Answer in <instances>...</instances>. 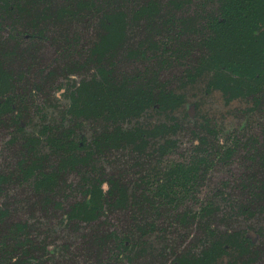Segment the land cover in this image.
I'll use <instances>...</instances> for the list:
<instances>
[{
	"label": "trees",
	"instance_id": "obj_1",
	"mask_svg": "<svg viewBox=\"0 0 264 264\" xmlns=\"http://www.w3.org/2000/svg\"><path fill=\"white\" fill-rule=\"evenodd\" d=\"M192 5L202 12L192 15ZM6 29L9 36H0V131L7 132L9 145L18 142L22 148L17 167L0 170V196L5 198L6 186L16 181L51 195L61 183L59 174L76 169L82 180L75 187L81 196L63 218L68 225H93L95 231L84 239L98 252L95 264H134L146 257L142 245L153 249L151 240L164 230L162 222L203 233L169 264H216L217 258L232 252L247 258L242 264L261 258L264 245L255 244V234L220 230L215 213L221 210L218 197L249 217L264 212V136L247 138L234 131L224 139L217 123L207 118L191 123V110L181 114L182 121L178 114L187 106L188 83L201 79L227 102L251 100L247 111L263 113L264 0H0V30ZM231 33L241 39L242 60L208 50V42ZM47 42L61 51V60L65 57L61 64L44 65L37 59L40 55L35 56ZM88 67L96 70L89 80L72 81L66 88L64 83L46 87L56 81L57 70L72 73ZM177 67L182 69L175 78L179 87L163 76ZM103 83L114 84L105 100L115 114L121 111L129 117L131 106L147 105L138 111L135 124L124 126L119 120L103 125L89 140L63 130V122L58 126L41 120L47 107H39V95L49 103L67 96L69 111L93 99L101 88L96 86ZM32 120L40 129L29 133ZM241 154L260 172L221 181L213 189L217 201L199 198L200 188L218 170L233 165L238 155L243 158ZM57 156V167L49 171L47 162ZM103 156L117 168L95 166ZM144 162L147 168L137 170ZM50 201L46 196L41 203ZM7 206H0V264H45L51 254L49 241L31 234L27 223L7 225ZM115 214L123 215L130 226L121 230L112 224ZM73 245L69 240L61 248L70 251ZM145 262L135 263L149 264Z\"/></svg>",
	"mask_w": 264,
	"mask_h": 264
},
{
	"label": "rangeland",
	"instance_id": "obj_2",
	"mask_svg": "<svg viewBox=\"0 0 264 264\" xmlns=\"http://www.w3.org/2000/svg\"><path fill=\"white\" fill-rule=\"evenodd\" d=\"M198 11L202 12V7L198 5H192L189 9V12L192 15H196L194 12ZM9 34V29H6L5 31L0 30V36H4L3 39H6L5 37H8ZM240 42L241 39L236 33H231L224 36L221 35L218 38L208 42V50L214 54H223L225 56L229 54L231 57L242 60L243 56L239 51ZM60 54L61 51L56 49L54 45L47 42L42 45V49L38 51L35 56L40 55L37 57V59L40 58L44 65H50L52 62L55 65H59L65 60L64 56H62V60L60 59ZM36 69V72H38V68ZM131 69L132 67L127 65V70L129 72L132 71ZM181 71L182 69L179 67L167 69L163 76L167 80L174 81L176 87H179L181 82L176 81L175 78L180 77ZM68 74H70L69 77H67ZM92 74H96L94 67H88L87 69L83 68L73 71L72 73L57 70L55 73L56 81H48L50 83H48L46 87L49 88L58 86L59 84L62 85L64 83L66 88L70 83H72V81L79 82L85 79H91L93 77ZM243 74L245 77L253 76L244 72ZM30 76V78H32L33 75ZM35 81H38V78H36ZM113 85L114 84L109 86V84L103 83L100 86H96V88H101L95 91L93 99H88L85 102L77 103L75 107H72V109L69 111L68 109L71 107L69 103L71 102L67 96L64 97L61 94L58 101L49 103L42 97L44 94H41L39 95L41 100L36 98L40 104L38 105L39 107H42L45 104V107H47L44 109L47 113L45 114L46 117H43L41 120L44 122H53L58 126L62 125L61 123L63 122L65 126L64 128L61 127L63 130L68 128L70 131H74V134H83L89 140L94 139L97 134H100L103 125L115 124V122H118L119 120L120 122L124 123V126L130 123L135 124L136 120L134 119L138 118L136 117L139 114L138 111L141 109L144 110L147 105L142 102L139 105L135 104L131 106L129 110L130 118L122 116L123 113H121V111L115 114L113 109L108 108L106 105L107 100H105L107 96L109 99V93L114 89ZM184 92L187 98V106L181 111L182 113L178 114V117L181 121L184 112L191 110L192 118L187 119L189 122H202L205 118H207L211 120L212 123H217L221 127L224 139H227L226 137H228V135L232 134L234 131H237L240 136L243 135L247 138H249L251 134L264 136V103L261 105L263 113L260 111L256 114L250 113L247 111V108H250L248 106L251 105V100L247 101L245 99H241L227 102L225 97L219 91L208 90L207 83L204 79H201V81L195 83H188ZM43 115L44 114L40 115V117ZM129 119L133 121L130 122ZM140 119L141 118H139V120ZM33 120L29 122L27 127L28 132L40 129V123H34ZM99 121L100 124H98ZM2 132L3 131H0V170L12 172L18 165L21 155L20 150L22 147L18 142L15 145H9L7 142V132ZM70 133V138L74 137ZM260 139L262 140L264 138L261 137ZM21 140L22 139L19 141ZM129 152L130 150H126V153ZM242 156L243 158L238 155L235 161L232 163L233 165H229L224 169L218 170L214 178L210 180L206 186L204 185V187L200 188L198 197L202 199L211 198L217 201L216 196H213V189L221 181L227 179L238 180L241 176L246 177L252 172H260L257 170L260 168L256 164L249 163L246 157L244 155ZM130 157L131 156L128 155V158ZM105 158L106 157L104 156L100 158L95 166L98 167L110 165L114 168H117L116 162H108L105 160ZM58 163V156L53 160L48 161L47 164L49 171L55 170L54 168L57 167ZM143 165V167H138L136 169L141 171L140 169H144L146 167V163L144 162ZM254 169H256L257 172H255ZM59 178L61 183L58 184L57 190H55L51 195L46 192L37 193L31 183L21 184L16 181L6 186L7 191L4 202H6L9 206V209H11V219H9V224L23 222L27 223L29 224L28 226L31 234L37 236L40 238V240L49 241L51 254L49 260L47 256L45 264H95L98 252L92 243L84 239L85 237L89 238L91 233L95 231L93 225L81 226L78 224V221H74L68 225L64 222L63 218L65 213L69 211L70 207L80 199L81 195L77 193L75 185H77V183L79 184L82 180L81 175L78 171H76V169H71L66 173L61 172L59 174ZM45 183H41V185L45 186ZM66 186H69V188L64 191ZM104 189L106 191L108 190V184H104ZM240 189L243 193L241 186ZM236 193L242 194L239 189L236 190ZM46 196H50V198L52 197V201H50V203L47 205L45 203H41L42 200H45ZM229 197H231L232 200H236V198L240 199L238 201L243 199V196ZM218 198V203L221 205V210L215 213V219L217 220L219 229L225 230L227 228H231L233 231L238 229H248L250 233L256 235L255 244L257 246L264 245V212L260 213L254 211L255 215L253 217H249L247 215L241 214V212L237 209H233L231 207L233 206L232 204H226V202L222 201L220 197ZM57 204H61L63 207L58 209L59 207H57ZM224 212L228 217L224 216ZM111 219L113 221L112 224L116 225L117 223L121 230L128 228L131 224V222L121 214H115ZM107 228L108 226L105 227V229ZM162 228L164 230L160 232L158 237H153L151 240L153 249L147 244L142 245L146 248L145 256L147 259L146 257L138 258L137 260L139 262L148 261L149 264H169L179 255L180 252H182V250H184V248L189 245L193 238L197 237L198 235L202 236L203 234L196 227L190 228L186 226L184 229L169 228L168 224L164 222H162ZM69 240L71 244H74L73 248L70 251L61 248V246H63V244ZM236 255L237 254L232 252L230 256H224L222 258L219 257L216 260V264H242L243 261L245 262L247 259H244L243 257L236 258ZM209 259L213 260L211 257H209L207 260ZM137 260L135 262H137ZM135 262L134 264H138ZM250 264H264V253L261 258Z\"/></svg>",
	"mask_w": 264,
	"mask_h": 264
},
{
	"label": "flooded vegetation",
	"instance_id": "obj_3",
	"mask_svg": "<svg viewBox=\"0 0 264 264\" xmlns=\"http://www.w3.org/2000/svg\"><path fill=\"white\" fill-rule=\"evenodd\" d=\"M3 200H4V196H0V206H3L4 204L5 205H7L5 202L3 203ZM8 207V206H7ZM11 210V209H10ZM11 214V213H10ZM6 220V223H7V225L9 224V219H11V217H9V218H5ZM17 224V223H16ZM22 224H25L24 222L22 223ZM14 225V224H13ZM27 225H29V224H27ZM29 227V226H28Z\"/></svg>",
	"mask_w": 264,
	"mask_h": 264
}]
</instances>
